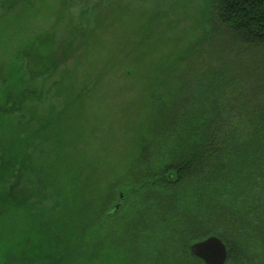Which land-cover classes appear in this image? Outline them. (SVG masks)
<instances>
[{
  "label": "rangeland",
  "instance_id": "374dc122",
  "mask_svg": "<svg viewBox=\"0 0 264 264\" xmlns=\"http://www.w3.org/2000/svg\"><path fill=\"white\" fill-rule=\"evenodd\" d=\"M213 11L211 0H0V264H197L190 246L225 231L199 222L218 205L244 224H224L227 264H264V155L249 168L253 205L234 183L219 199L198 180L160 183L185 139L171 111L184 99L194 115L219 100L231 129L247 100L250 119L264 105L252 90L264 54L234 47Z\"/></svg>",
  "mask_w": 264,
  "mask_h": 264
},
{
  "label": "trees",
  "instance_id": "16d2710c",
  "mask_svg": "<svg viewBox=\"0 0 264 264\" xmlns=\"http://www.w3.org/2000/svg\"><path fill=\"white\" fill-rule=\"evenodd\" d=\"M211 2L214 21L224 30V35L234 47L239 45L244 48L260 50L264 54V0H211ZM220 69L221 75L229 74L230 85H233L232 72H227L225 68ZM214 71L216 74L217 71ZM257 77L256 73L253 76H247L250 78L249 80H255ZM256 82L258 85L254 86L252 90L253 96L258 98L264 93V78ZM224 85H227L226 81ZM217 101L219 100L214 103V111H203L202 109L200 110L201 114L189 113V102L186 99L183 101L181 110H178L179 108L171 110L176 113L172 118L179 119L181 124L184 123L185 139L180 140L175 146L176 158L165 168L160 183L170 185L175 181L174 185L177 183L179 185L198 180L204 193H208L206 199H209L211 191L213 195L216 193L215 197L219 199L220 194L223 196V192L227 188L226 184L234 183L236 187H239V190L241 189V194L252 195L253 202L250 205H253L257 199L259 184L248 176L251 174L249 168L253 169L252 165L255 160L259 159L260 169L263 166L264 144L261 141L264 139V105L255 106V109H260L258 117L250 119L251 112L249 113L247 110H251V108L250 102L247 100L245 103L246 123L240 122L231 129L228 119H225L223 112L220 111L219 107L221 106L216 105ZM167 172L172 174L169 179L166 177ZM8 201L9 199L1 198L0 204ZM120 203L123 204V200H120ZM213 209L214 211L211 212H203L201 217L204 219L200 221V217L193 213L191 221H205L209 223L210 227L214 225L224 227V232L207 230L203 237L217 236L221 238L229 251L231 243L227 239L225 226L231 227L230 224H233L237 229L236 233H240L239 231H242L244 226L243 221L238 222V217H233V214L229 213L228 209L226 211L221 205ZM201 229L203 231V228ZM188 254L189 259L192 258L198 262L197 264H201V261L191 256L190 248Z\"/></svg>",
  "mask_w": 264,
  "mask_h": 264
},
{
  "label": "water",
  "instance_id": "95a60500",
  "mask_svg": "<svg viewBox=\"0 0 264 264\" xmlns=\"http://www.w3.org/2000/svg\"><path fill=\"white\" fill-rule=\"evenodd\" d=\"M190 254L203 264H227L229 259L227 245L217 236H210L193 244Z\"/></svg>",
  "mask_w": 264,
  "mask_h": 264
}]
</instances>
